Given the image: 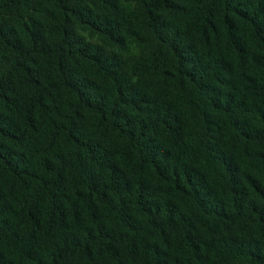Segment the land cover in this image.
<instances>
[{
  "label": "trees",
  "instance_id": "trees-1",
  "mask_svg": "<svg viewBox=\"0 0 264 264\" xmlns=\"http://www.w3.org/2000/svg\"><path fill=\"white\" fill-rule=\"evenodd\" d=\"M0 264H264V0H0Z\"/></svg>",
  "mask_w": 264,
  "mask_h": 264
}]
</instances>
